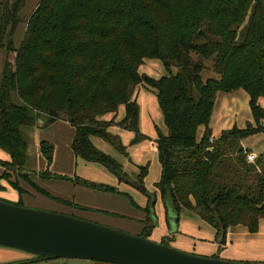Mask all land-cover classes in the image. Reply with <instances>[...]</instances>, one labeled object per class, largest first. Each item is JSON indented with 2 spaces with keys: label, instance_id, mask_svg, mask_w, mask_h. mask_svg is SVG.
<instances>
[{
  "label": "trees",
  "instance_id": "obj_1",
  "mask_svg": "<svg viewBox=\"0 0 264 264\" xmlns=\"http://www.w3.org/2000/svg\"><path fill=\"white\" fill-rule=\"evenodd\" d=\"M25 4L2 1L0 48L14 53V64L7 62L0 77V149L9 156L0 158V191L6 189L4 180L19 192L16 204L24 206V180L39 194L73 205L34 182L33 175L49 177L48 171L26 170L29 142L22 126L43 120L46 127L62 117L75 128V156L123 180L122 164L98 149L92 137L103 138L128 156L111 127L133 131L134 142L144 138L136 98L143 84L156 91L166 128L158 129L155 141L162 167L155 187L164 205L170 199L178 214L182 209L196 213L216 229L220 243H225L230 227L243 226L250 234L259 231L264 158L248 163L242 140L264 133V107L259 104L264 95V0H40L17 45ZM145 59L161 60L169 74L156 79L141 73ZM210 70L214 75L206 76ZM238 89L250 96L255 125L223 131L210 142L218 93ZM121 106L125 112L117 120ZM54 150L50 141L41 143L49 166ZM227 151L238 156L244 169L232 168ZM142 169L138 183L129 181L139 190L144 186ZM147 213L140 235L150 238L154 227L149 206ZM169 241L162 238L160 243ZM42 259L51 258H36Z\"/></svg>",
  "mask_w": 264,
  "mask_h": 264
},
{
  "label": "rangeland",
  "instance_id": "obj_2",
  "mask_svg": "<svg viewBox=\"0 0 264 264\" xmlns=\"http://www.w3.org/2000/svg\"><path fill=\"white\" fill-rule=\"evenodd\" d=\"M2 1L0 0V23ZM39 2L40 0H26V4L20 13L22 21L17 28L16 43L23 37L27 20ZM7 62L14 64V53H9L5 49L0 48V77ZM173 71L175 72L176 70L174 69ZM140 72L156 79L169 74L159 59H145L144 63L140 66ZM205 75L213 76L214 74L210 70L206 71ZM136 90V98L140 106L139 127L144 138L139 142H134L135 133L133 131L122 129L117 125L111 127V132L118 135L123 145L127 147L128 156L124 157L113 145L103 138L92 137V141L98 149L111 155L122 164V169L126 176L124 177L125 180H120L116 174L102 165L88 164L77 157L76 159L71 154L70 142L75 129L69 121L59 119L46 127L41 124L43 127L41 129L35 128L34 125L22 127L27 135L31 129L36 130L33 137L27 136L30 143L29 160L26 165L27 170L35 174L48 171L51 175L49 177L33 175L34 182L51 195L73 204L67 205L60 201H57V203L53 199L39 194L28 182L23 180L21 181V185L27 190L22 195L24 206L69 214L128 233L140 234L147 224V196L150 195L152 198H156L153 207L156 216L160 221L164 220L165 222L164 200L155 187L162 174L155 141L158 137V129L166 130L163 113L154 89L140 84ZM259 104L264 107V95L259 98ZM124 112V107L121 106L116 119H121ZM106 118L112 119L113 117L108 115ZM249 123L255 125L250 107V96L247 91L238 89L229 93L219 92L210 121L213 137L218 138L223 131L231 130L235 127L244 128ZM203 132L204 128L201 126L198 130L199 138L202 137ZM44 140L53 143L56 149L54 150L55 155H53L55 159H53L50 166L41 152V143ZM243 146L257 154L264 152V133L259 132L248 136L243 140ZM230 153H228L225 159L231 164L232 168L239 167L240 169H244V166L237 161L238 156L234 153V156L231 157ZM259 154L258 158L262 156L264 158V153L262 155ZM3 157L7 158V154L0 150V158L3 159ZM142 168L145 169V175L142 179L143 184L151 194L149 192L145 194L142 189L140 191L130 184L131 182L129 183V181L139 182ZM80 180L97 186H113L117 191H107L91 186H87V188ZM3 182L6 183V181L2 180L3 185ZM14 194L16 195L13 196ZM0 199L16 204L20 199L19 192L8 187L0 191ZM159 237L160 239L168 238L170 246L181 251L210 257L214 254H219L221 257L224 256L228 243L233 249L236 248V250L253 248L256 249L254 252L245 251L244 253L246 254L236 261H264V258L261 257L262 254L258 251L264 249L263 219L260 221L259 231L256 234L250 235L243 226L230 227L227 230L225 243H220L216 229L213 226L196 213L182 209L180 211L179 232L176 238L170 239V237L164 235L163 230L153 229L150 239L156 241L159 240ZM229 256L232 260L238 258L235 254ZM36 258V255L24 250L0 245V264H114L76 258L42 260H36Z\"/></svg>",
  "mask_w": 264,
  "mask_h": 264
},
{
  "label": "water",
  "instance_id": "obj_3",
  "mask_svg": "<svg viewBox=\"0 0 264 264\" xmlns=\"http://www.w3.org/2000/svg\"><path fill=\"white\" fill-rule=\"evenodd\" d=\"M141 189L149 192L145 186ZM149 197L150 226L156 227L158 219L153 208L156 198ZM165 205L169 233L173 235L178 231V213L170 199ZM0 245L47 258L88 259L114 264H264V261L244 262L192 254L140 234L1 199Z\"/></svg>",
  "mask_w": 264,
  "mask_h": 264
},
{
  "label": "crops",
  "instance_id": "obj_4",
  "mask_svg": "<svg viewBox=\"0 0 264 264\" xmlns=\"http://www.w3.org/2000/svg\"><path fill=\"white\" fill-rule=\"evenodd\" d=\"M22 39V38H21ZM21 39L19 40V42H17L16 44L18 45V43H20L21 42ZM112 116V115H111ZM61 119H64V120H67V119H65V118H61ZM68 121V120H67ZM41 124H43V120H40L39 121V124H37V125H34L35 126V128H38V129H41V128H43L42 126H41ZM33 126V127H34ZM23 127V126H22ZM22 129V128H21ZM75 129V128H74ZM35 131L36 130H34V129H31L30 130V132L28 133V135L23 131V129H22V132H23V134H24V136L26 137V139L28 140V138H27V136L29 137H33L34 135H35ZM75 134V133H74ZM73 137H74V135H73ZM73 137H72V139H73ZM29 142V141H28ZM71 142H72V140H71ZM71 142H70V147H71ZM242 144H243V140H242ZM155 147H156V143H155ZM29 148H30V143H29ZM156 149H157V147H156ZM1 150V149H0ZM56 150V149H55ZM4 152V151H3ZM5 153V152H4ZM68 153V152H67ZM264 152H262V153H258L259 155H262ZM6 154V153H5ZM71 154L76 158V156H75V154H74V152L72 151V149H71ZM55 155V154H54ZM124 157H127V156H125V155H123ZM56 157H57V154H56ZM3 159L4 160H8L9 159V156L7 155V158L6 157H3ZM53 159H55V158H53ZM77 159V158H76ZM28 160H29V151H28ZM82 160V159H81ZM84 161V160H83ZM53 162V161H52ZM84 162H86V161H84ZM86 163H88V164H90L91 162H86ZM88 164H85V165H88ZM93 164H96V163H93ZM99 165V164H98ZM26 170H27V168H26ZM3 171V168L2 167H0V174H1V172ZM30 172H32V171H30ZM126 177V176H125ZM125 180V179H124ZM58 181H60V180H58ZM63 182V181H62ZM132 182V181H131ZM4 183V186L6 187V188H8V187H10V188H12L7 182L5 183V182H3ZM9 186H8V185ZM130 184H132V183H130ZM87 187V186H86ZM88 188V187H87ZM137 188V187H136ZM157 189V188H156ZM141 191V190H140ZM157 192L158 193H160L159 191H158V189H157ZM157 192H155V193H157ZM146 194V193H145ZM16 194H14L13 196H15ZM148 197V206H150V201H149V196H147ZM57 202V201H56ZM58 203V202H57ZM164 208H165V222H164V220L163 221H160V219L157 217V219H158V225L156 226V227H154V229H161V230H163V232H164V235L165 236H168V237H170V239H175L176 238V235L178 234V232H179V220H180V214H178V231L175 233V234H173V235H171L170 233H169V231H170V226L168 225V221H167V208H166V206L164 205ZM263 221H264V219H263ZM143 231V230H142ZM249 233V232H248ZM250 234V233H249ZM256 234V233H255ZM251 235V234H250ZM162 237H164V236H162ZM159 240H156L157 242H160L162 239H160V237L158 238ZM228 242V241H227ZM235 249V250H234ZM233 249V247L232 246H230L229 245V243L227 244V249H226V254L224 255V256H222L223 258H226V259H230V260H232V258H230V256L229 255H231V254H235L236 256H238V258L237 259H235V260H238L240 257H243V255L244 254H246V253H244L245 251L247 252V251H253L254 252V250H256V249H253V248H248V249H244V250H239V249H237L236 250V248H234ZM259 252H260V254H262V258H264V249H261V250H258ZM248 252V253H249ZM239 253V254H238ZM233 258H235V257H233Z\"/></svg>",
  "mask_w": 264,
  "mask_h": 264
},
{
  "label": "built area",
  "instance_id": "obj_5",
  "mask_svg": "<svg viewBox=\"0 0 264 264\" xmlns=\"http://www.w3.org/2000/svg\"><path fill=\"white\" fill-rule=\"evenodd\" d=\"M210 142H214V137H212V138L210 139ZM244 153H245L246 161H247L248 163L253 164V163H255V162L257 161V159H258V154H257V153H255V152H253V151H250L249 149H246V150L244 151Z\"/></svg>",
  "mask_w": 264,
  "mask_h": 264
}]
</instances>
